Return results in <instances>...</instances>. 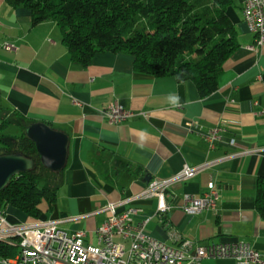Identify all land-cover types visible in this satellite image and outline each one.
I'll list each match as a JSON object with an SVG mask.
<instances>
[{
	"label": "crops",
	"instance_id": "obj_1",
	"mask_svg": "<svg viewBox=\"0 0 264 264\" xmlns=\"http://www.w3.org/2000/svg\"><path fill=\"white\" fill-rule=\"evenodd\" d=\"M244 1L236 0L228 11L240 46L224 65L219 89L202 98L193 81L136 71L130 54L99 52L80 66L56 22L35 25L29 8L0 0V124L10 121L8 128L16 124L24 130L47 123L69 136L66 166L56 172V202L50 209L43 204L41 219L88 213L141 193L155 178L174 177L185 164L244 152L143 202L138 219H149L147 232L172 246L183 239L244 241L264 256V217L256 209L258 183L264 180V46L257 47L244 21ZM112 102L136 116L110 123L104 111ZM216 127L222 131L212 145L207 136ZM212 188L220 194L217 211L191 215L184 210L186 196L199 197ZM165 206L170 209L162 213ZM16 216L31 220L19 210ZM105 220L98 217L78 228L96 242ZM200 264L250 263L221 257Z\"/></svg>",
	"mask_w": 264,
	"mask_h": 264
},
{
	"label": "trees",
	"instance_id": "obj_2",
	"mask_svg": "<svg viewBox=\"0 0 264 264\" xmlns=\"http://www.w3.org/2000/svg\"><path fill=\"white\" fill-rule=\"evenodd\" d=\"M7 1L29 8L35 25L56 22L72 60L80 66H88L99 52L130 54L136 71L193 81L202 98L219 89L224 65L240 46L228 12L236 0ZM10 124L2 122L0 133ZM27 128L13 139L0 134V155L23 153L35 162L31 171L15 176L0 192V208L13 206L38 220L44 214L43 204L50 209L56 202L60 176L44 166ZM256 209L264 217L263 179L257 187ZM18 252L0 242V259L14 258Z\"/></svg>",
	"mask_w": 264,
	"mask_h": 264
},
{
	"label": "built area",
	"instance_id": "obj_3",
	"mask_svg": "<svg viewBox=\"0 0 264 264\" xmlns=\"http://www.w3.org/2000/svg\"><path fill=\"white\" fill-rule=\"evenodd\" d=\"M242 13L244 21L256 37L257 47L264 46V0H245ZM10 50L13 45L4 43ZM256 48V47H252ZM108 121L121 124L136 116V113L119 102H112L104 111ZM222 129L216 127L207 136L213 143ZM230 145H236L232 139ZM257 151H245V153ZM244 152L229 154L221 159L207 161L198 166L185 164L182 170L169 179H153L141 193L109 202L103 207L80 215H55L38 220H17L6 215L0 208V234L7 236V244L18 248L14 258L0 259L3 264H200L204 259L234 257L250 264H264L261 253L244 241L197 244L183 239L178 246L163 242L147 232L149 219H138L143 215L142 203L155 197H163L172 186L199 174L222 162L230 161ZM219 191L212 188L199 197L188 195L184 199V210L191 215L203 211H217ZM170 206L161 208L168 212ZM105 217L97 229V240L93 235L78 228V225Z\"/></svg>",
	"mask_w": 264,
	"mask_h": 264
},
{
	"label": "water",
	"instance_id": "obj_4",
	"mask_svg": "<svg viewBox=\"0 0 264 264\" xmlns=\"http://www.w3.org/2000/svg\"><path fill=\"white\" fill-rule=\"evenodd\" d=\"M27 134L36 143L44 166L53 172H61L68 159L69 136L41 122L28 126ZM34 164V160L23 153L0 155V192L15 176L31 171Z\"/></svg>",
	"mask_w": 264,
	"mask_h": 264
},
{
	"label": "rangeland",
	"instance_id": "obj_5",
	"mask_svg": "<svg viewBox=\"0 0 264 264\" xmlns=\"http://www.w3.org/2000/svg\"><path fill=\"white\" fill-rule=\"evenodd\" d=\"M234 8H235L234 5L233 6H230L228 11L230 12L231 10H234ZM22 130L23 129L19 125H16L15 124V125H11L8 129L2 131L0 134L1 135H7V136L9 135L13 139V138H16V137L20 136L22 134V132H23ZM10 137H9V139H10ZM1 147H2V144L0 142V149H1ZM45 173L49 176V174H48L47 171ZM51 178L53 179L52 176H51ZM2 210H3V212L6 213V215L8 217L13 218V219L14 218L15 219L17 218V216H16V209L13 206H9L7 208H3Z\"/></svg>",
	"mask_w": 264,
	"mask_h": 264
},
{
	"label": "bare ground",
	"instance_id": "obj_6",
	"mask_svg": "<svg viewBox=\"0 0 264 264\" xmlns=\"http://www.w3.org/2000/svg\"><path fill=\"white\" fill-rule=\"evenodd\" d=\"M38 221H45L44 219H38ZM0 242L7 243V236L5 234H0ZM261 259H264V256L261 254Z\"/></svg>",
	"mask_w": 264,
	"mask_h": 264
}]
</instances>
